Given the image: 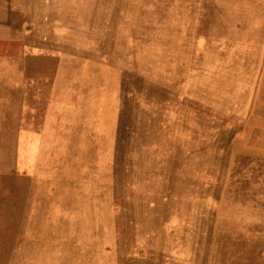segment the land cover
Wrapping results in <instances>:
<instances>
[{"label": "rangeland", "instance_id": "rangeland-1", "mask_svg": "<svg viewBox=\"0 0 264 264\" xmlns=\"http://www.w3.org/2000/svg\"><path fill=\"white\" fill-rule=\"evenodd\" d=\"M43 1L0 0V264H264V0H67L77 55ZM34 60L97 63L96 147H21Z\"/></svg>", "mask_w": 264, "mask_h": 264}, {"label": "crops", "instance_id": "crops-1", "mask_svg": "<svg viewBox=\"0 0 264 264\" xmlns=\"http://www.w3.org/2000/svg\"><path fill=\"white\" fill-rule=\"evenodd\" d=\"M66 2L67 0H44L46 12H30V30L27 37L32 47L76 55L79 53L78 49L72 50L68 42L73 32L69 20L65 17ZM59 6L63 7L62 12L56 9ZM47 64L49 63H43L41 60L31 61L30 80L28 78L24 87L21 82L15 86L18 95L16 106L21 110L16 122L18 142L22 143L23 148L28 147V142H35L37 144L34 147L39 150L96 147V144L91 143L96 142L103 116L102 112L97 113L93 108L96 106V96H90L88 99V94L95 95L97 85L99 90L97 72L92 69L97 63L77 62L78 67L73 68L75 71L72 72L71 63L62 61L60 66H52L51 72L35 71L36 75L33 73L38 65ZM81 64L83 66H79ZM0 87L6 89L7 82L2 81ZM89 101L92 102L91 105ZM77 181L79 182L74 185L66 184V187L78 189L83 186L90 189L93 185L96 186V182L92 184V179L89 178L85 179V182L81 179ZM61 187L51 183L47 186L53 190H59Z\"/></svg>", "mask_w": 264, "mask_h": 264}, {"label": "bare ground", "instance_id": "bare-ground-1", "mask_svg": "<svg viewBox=\"0 0 264 264\" xmlns=\"http://www.w3.org/2000/svg\"><path fill=\"white\" fill-rule=\"evenodd\" d=\"M198 14V13H197ZM199 16V15H198ZM184 17V16H183ZM180 20V19H179ZM212 39V38H211ZM180 54V53H179ZM178 56V55H177ZM194 59V58H193ZM168 62V61H167ZM194 64V63H193ZM190 77V76H189ZM222 88V87H221ZM216 93V92H215ZM84 152V151H83Z\"/></svg>", "mask_w": 264, "mask_h": 264}]
</instances>
